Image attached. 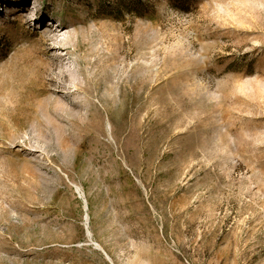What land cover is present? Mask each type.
<instances>
[{"label":"rangeland","instance_id":"rangeland-1","mask_svg":"<svg viewBox=\"0 0 264 264\" xmlns=\"http://www.w3.org/2000/svg\"><path fill=\"white\" fill-rule=\"evenodd\" d=\"M0 264H264V0H0Z\"/></svg>","mask_w":264,"mask_h":264},{"label":"bare ground","instance_id":"bare-ground-1","mask_svg":"<svg viewBox=\"0 0 264 264\" xmlns=\"http://www.w3.org/2000/svg\"><path fill=\"white\" fill-rule=\"evenodd\" d=\"M78 189V192L80 193V195L82 196V198L84 199L85 197H84V192L81 190V188H77ZM86 201V200H85ZM88 215H87V217H86V220L88 221ZM98 248H100V249H102L101 248V246L98 244Z\"/></svg>","mask_w":264,"mask_h":264}]
</instances>
